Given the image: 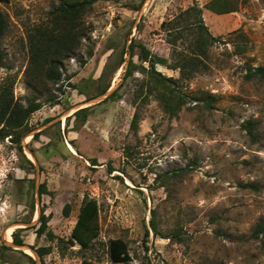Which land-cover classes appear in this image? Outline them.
Here are the masks:
<instances>
[{
    "label": "rangeland",
    "instance_id": "374dc122",
    "mask_svg": "<svg viewBox=\"0 0 264 264\" xmlns=\"http://www.w3.org/2000/svg\"><path fill=\"white\" fill-rule=\"evenodd\" d=\"M62 1H0L8 21L0 86L13 82L23 105L42 103L22 139L25 156L0 140V245L20 250H7L10 262L0 264H32L26 255L41 264L34 249L42 246H50L45 264H124L111 260L114 238L127 242L130 264H264V238L252 234L264 220V80L246 77L248 64L264 66V0H230L237 10L223 14L205 7L211 0H99L83 18L87 34L64 61L62 80L38 91L26 80L29 37ZM192 5L218 40L190 78L156 65L191 97L171 113L155 95L139 96L147 72L126 75L131 60L150 67L130 45L178 63L194 35L172 45L162 23ZM84 107V119L74 114ZM250 119L255 138L242 126ZM88 198L98 202L101 229L83 248L67 241ZM42 208L53 238L36 232ZM21 227L25 245L16 246Z\"/></svg>",
    "mask_w": 264,
    "mask_h": 264
},
{
    "label": "trees",
    "instance_id": "16d2710c",
    "mask_svg": "<svg viewBox=\"0 0 264 264\" xmlns=\"http://www.w3.org/2000/svg\"><path fill=\"white\" fill-rule=\"evenodd\" d=\"M9 2V0H0ZM99 0H63L56 6L52 12L49 24L35 28L29 37V52L30 62L26 69V80L29 87L35 90H47L51 85H57L62 80L61 68L64 61L70 57L77 55L82 38L87 34V29L84 25L83 18L87 11H89L94 3ZM205 7L216 13H229L237 10L236 6L230 0H211ZM162 26H165L169 33L168 41L172 45H177L178 41L185 36L186 32L194 35L188 42L189 52L179 53L178 63L168 64L167 60L157 54L153 53L145 45H137L133 41L130 45L131 50L139 46L141 48V57L143 61L149 63V68L143 65L138 66L132 60L130 61L126 75L131 74L134 70L141 69L147 72L149 80L147 83L143 81L139 89V96L144 99L155 95L165 109L171 113H175L182 107L183 104L189 100V94L182 91L179 80L173 77L163 75L156 69L157 64L167 65L170 68H180L183 78H190L192 74L198 71L200 61L206 55L207 49L218 40L208 29L202 17V8L198 5H192L182 11L179 17L164 21ZM8 30V21L5 15L0 12V43L3 36ZM91 55V54H90ZM7 53L0 44V67L4 66ZM82 60V59H81ZM123 55L119 60L117 67L124 62ZM104 72L99 77L102 80ZM247 78L260 77L264 80V66L247 65ZM58 88H61L60 86ZM144 88H146L144 90ZM14 84L13 82H4L0 86V140L6 137L10 139L12 144L19 149L25 156L22 139L30 132L29 118L31 114L42 106L40 101L36 99H29L27 105H23L14 98ZM108 87L100 90V94L105 93ZM53 98V97H51ZM50 98V99H51ZM191 99V97H190ZM212 95L208 98L201 99L194 96V101H205L207 108H212ZM57 104V103H56ZM88 107L77 110L74 114H82V119L86 117ZM138 117V113L135 115ZM243 128L247 130L248 134L255 138L254 131L256 121L250 119L243 123ZM37 136V133L35 134ZM29 164L33 165L30 159H27ZM246 187H251L255 190L259 189L256 183L244 184ZM47 191L46 184H41L40 193ZM69 205L66 206L65 212L68 213ZM99 205L95 198L86 199L79 211L75 226L73 227L70 238L67 242L72 245L80 244L83 248H88L100 234V212ZM49 215H46L45 210L41 209L40 222L41 225L37 229L39 236L47 234L51 238L54 237L53 232L49 229ZM26 228H17L13 236V244L16 246H24L25 240L21 232ZM253 236L264 238V220H261L254 227ZM61 241H64L61 239ZM34 249V248H33ZM7 250L20 251L14 249L10 245H0V262H10L6 258ZM38 254L41 264H45L44 256L50 252V246H42L34 249ZM109 253L111 260L114 262L130 264L132 256L129 253L128 244L122 238H114L109 243ZM32 264H36V260L31 256ZM14 264V263H10ZM81 264H94L93 262L84 259Z\"/></svg>",
    "mask_w": 264,
    "mask_h": 264
},
{
    "label": "bare ground",
    "instance_id": "6f19581e",
    "mask_svg": "<svg viewBox=\"0 0 264 264\" xmlns=\"http://www.w3.org/2000/svg\"><path fill=\"white\" fill-rule=\"evenodd\" d=\"M7 237V236H6Z\"/></svg>",
    "mask_w": 264,
    "mask_h": 264
}]
</instances>
